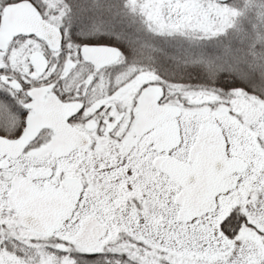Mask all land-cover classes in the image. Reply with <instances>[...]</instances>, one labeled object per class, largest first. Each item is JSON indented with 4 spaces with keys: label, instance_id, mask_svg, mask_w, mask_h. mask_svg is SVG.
<instances>
[{
    "label": "snow or ice",
    "instance_id": "snow-or-ice-1",
    "mask_svg": "<svg viewBox=\"0 0 264 264\" xmlns=\"http://www.w3.org/2000/svg\"><path fill=\"white\" fill-rule=\"evenodd\" d=\"M0 264H264V0H0Z\"/></svg>",
    "mask_w": 264,
    "mask_h": 264
}]
</instances>
